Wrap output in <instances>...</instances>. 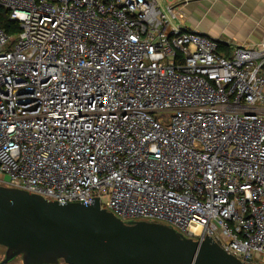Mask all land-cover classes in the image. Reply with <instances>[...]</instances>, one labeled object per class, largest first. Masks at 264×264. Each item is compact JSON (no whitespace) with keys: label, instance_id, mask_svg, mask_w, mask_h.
Instances as JSON below:
<instances>
[{"label":"built area","instance_id":"built-area-1","mask_svg":"<svg viewBox=\"0 0 264 264\" xmlns=\"http://www.w3.org/2000/svg\"><path fill=\"white\" fill-rule=\"evenodd\" d=\"M0 7V185L264 264V40L225 51L157 0Z\"/></svg>","mask_w":264,"mask_h":264},{"label":"water","instance_id":"water-1","mask_svg":"<svg viewBox=\"0 0 264 264\" xmlns=\"http://www.w3.org/2000/svg\"><path fill=\"white\" fill-rule=\"evenodd\" d=\"M0 264H243L211 237H184L158 221L125 222L90 203L49 200L0 185ZM263 264V263H261Z\"/></svg>","mask_w":264,"mask_h":264},{"label":"crops","instance_id":"crops-1","mask_svg":"<svg viewBox=\"0 0 264 264\" xmlns=\"http://www.w3.org/2000/svg\"><path fill=\"white\" fill-rule=\"evenodd\" d=\"M171 6L172 26L206 34L235 45L264 40V0H157ZM14 264H19L16 262Z\"/></svg>","mask_w":264,"mask_h":264},{"label":"trees","instance_id":"trees-1","mask_svg":"<svg viewBox=\"0 0 264 264\" xmlns=\"http://www.w3.org/2000/svg\"><path fill=\"white\" fill-rule=\"evenodd\" d=\"M0 26L3 27L8 34H15L18 31V26L15 21L9 18L8 11L0 7ZM220 49L228 51L230 45L219 40Z\"/></svg>","mask_w":264,"mask_h":264},{"label":"rangeland","instance_id":"rangeland-1","mask_svg":"<svg viewBox=\"0 0 264 264\" xmlns=\"http://www.w3.org/2000/svg\"><path fill=\"white\" fill-rule=\"evenodd\" d=\"M4 251H5V247L0 245V259L3 257ZM16 262H19V264H21L20 257H15L11 261H9L7 264H14ZM258 263H259V261H253L250 264H258ZM60 264H64V263H60Z\"/></svg>","mask_w":264,"mask_h":264}]
</instances>
